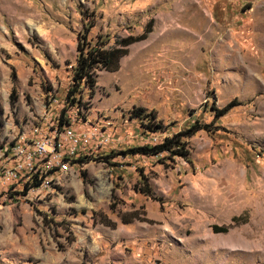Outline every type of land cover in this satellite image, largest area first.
<instances>
[{
	"label": "rangeland",
	"instance_id": "374dc122",
	"mask_svg": "<svg viewBox=\"0 0 264 264\" xmlns=\"http://www.w3.org/2000/svg\"><path fill=\"white\" fill-rule=\"evenodd\" d=\"M150 21L67 106L83 26L108 48ZM65 107L105 139L42 188L0 194V264H264V0H0V162ZM138 107L170 128L145 131ZM196 119L214 131L187 139L188 159L116 155Z\"/></svg>",
	"mask_w": 264,
	"mask_h": 264
},
{
	"label": "trees",
	"instance_id": "16d2710c",
	"mask_svg": "<svg viewBox=\"0 0 264 264\" xmlns=\"http://www.w3.org/2000/svg\"><path fill=\"white\" fill-rule=\"evenodd\" d=\"M94 22H88L83 26V31L78 34L77 37V57L76 64L72 67L71 83L66 93L67 106L81 105V94L85 89H88L90 94L93 95L94 88L96 86V72L99 70H105L109 72H115L118 69L119 59L127 53V47L135 42L144 40L148 33L151 31L152 22L150 21L143 31L142 34L138 36H127L125 38L119 39L115 42V46L105 48L108 38L99 36L96 40L88 39V33L92 27H94ZM209 107L210 112H212L214 119H219L225 114H227L232 108L239 106L240 104H235V102H229L221 108L215 106ZM66 106V107H67ZM66 107L59 114V125L64 124L66 120ZM131 117L141 121V125L145 131L157 132V131H167L170 125L163 126L160 121L156 120V115L154 112L145 113L142 108H133L131 110ZM144 121V122H143ZM70 125V124H64ZM63 126V125H62ZM199 131H205L207 133H213L212 123H205L199 120H194L188 123L182 130L177 133H173L169 136H165L162 142L155 145H143L129 148L125 151L116 153V155H142V156H160L163 155L164 159H174L176 157L187 158L189 155V150L187 147V139L194 136ZM14 143L9 144L8 151L10 147L14 146ZM115 156L112 154L108 156L111 158ZM191 163L189 160H187ZM83 163L82 158L78 160H72V163ZM33 182V183H32ZM29 181L25 184L24 190L21 194L29 193V190L34 187H39L41 185V179L35 176L33 181ZM32 183V186H31ZM142 188L136 189L138 192L150 195V188L146 183L143 182ZM111 225V224H110ZM113 225V224H112ZM216 232L226 233L228 231L227 227H216L214 228Z\"/></svg>",
	"mask_w": 264,
	"mask_h": 264
},
{
	"label": "bare ground",
	"instance_id": "6f19581e",
	"mask_svg": "<svg viewBox=\"0 0 264 264\" xmlns=\"http://www.w3.org/2000/svg\"><path fill=\"white\" fill-rule=\"evenodd\" d=\"M22 145H14L3 153L0 162V194L21 193L35 176L41 179L42 188L48 178L69 170L72 160H78L92 146L103 143L105 136L101 132L80 133L72 124L58 126L49 133H40ZM32 188V190L34 189ZM30 192V191H29Z\"/></svg>",
	"mask_w": 264,
	"mask_h": 264
}]
</instances>
